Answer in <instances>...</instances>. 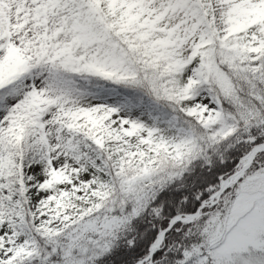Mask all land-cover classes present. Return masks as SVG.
I'll return each instance as SVG.
<instances>
[{
    "label": "snow or ice",
    "instance_id": "6c2138e0",
    "mask_svg": "<svg viewBox=\"0 0 264 264\" xmlns=\"http://www.w3.org/2000/svg\"><path fill=\"white\" fill-rule=\"evenodd\" d=\"M0 264H264V0H0Z\"/></svg>",
    "mask_w": 264,
    "mask_h": 264
}]
</instances>
